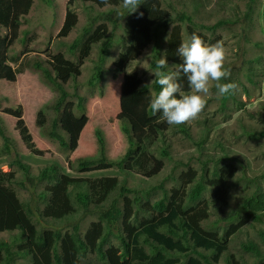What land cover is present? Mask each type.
Returning a JSON list of instances; mask_svg holds the SVG:
<instances>
[{"label": "rangeland", "instance_id": "374dc122", "mask_svg": "<svg viewBox=\"0 0 264 264\" xmlns=\"http://www.w3.org/2000/svg\"><path fill=\"white\" fill-rule=\"evenodd\" d=\"M161 1L163 8L170 12L172 18L185 12L190 15L197 28L207 35L209 43L217 41L223 43L226 57L224 66L234 71L230 72V76L236 79V88L231 92L232 96L222 102L223 96L216 95L215 82H212L202 111L198 117L187 122L190 136L184 134L177 126H169L158 119L142 129L141 134L150 131L155 137V145L151 149L155 156H160V150L163 147L170 152L165 160L164 169L152 178L118 165L105 170L85 171L80 168L83 160H93V166H96L103 156L108 162L120 161L130 146V135L136 142H145L135 137L138 132L132 126L130 118L125 116L130 107L124 106L122 101L123 78L120 74L117 76L113 69L111 70L113 63L128 44L125 19L119 22L114 32L115 42L105 56L104 77L94 86L88 83L99 63L98 57L103 44L101 41L95 45L90 59L83 65V76L65 85L70 96L60 109L56 108L60 95L57 84L44 72V69H47L51 77L55 76L48 62L53 54L62 52L67 58L77 61L80 46L72 49V45L76 39H80L82 43L85 38V27L91 25L90 32H94L99 25L103 24V20L100 19L93 21L95 17L107 9H121V7L101 8L80 0H75L70 6L69 0H35L30 13L24 18L20 38L9 51L11 64L18 67V64L23 63V72L13 83L0 82V124L4 131V135H0V238L11 243L23 232L21 228H16L19 223H24L31 238L26 245H22V248L29 249V254L22 251V255L20 254L15 264H52V252L56 243L60 253L65 256L66 264H82L77 257L69 227L64 229L61 240L56 242L54 230L50 227L53 225L41 221L37 225L32 219L37 229H42L40 232L44 230L43 233L47 237L46 246H41L37 242V230L25 211H28L27 205L30 203L34 216L38 217L47 199L43 201L37 195L44 190L45 184H38L35 198H32L28 191L18 187V180L22 179L21 176L24 174L18 168V164L14 163L16 159L28 164L33 175L39 174L46 166L56 165L60 173L65 172L75 177L95 179L103 176H117L122 184L132 189H148L163 182L165 188L169 190V197L173 200L179 192L188 191L193 186L194 182L188 184V181L194 180V173L203 171L202 161L207 154H213L216 157L225 155L236 160L233 164L237 167V172L232 179L234 186L228 192V205L224 206V210L237 207L246 196L257 191V188H264V138H246L241 132V129L246 126L256 128L264 123V0H255L250 12H248L250 0ZM67 6L78 14L79 22L67 37H58ZM223 16L231 19L238 18L240 21L218 25L219 19ZM178 22L168 26L162 39L169 37L172 27ZM179 24L183 29L182 37L185 39L190 35L187 29L189 23L185 21ZM107 25L111 33L112 25L111 23ZM207 26L213 29H205ZM5 33L6 29L0 26V35ZM155 43V40L151 42L140 57L127 66L128 73L136 72L142 79L140 85L142 103L147 101L148 93L156 92L155 73L157 71L151 67ZM257 57L260 58L259 61L254 62L253 60ZM36 61L41 63L40 67L34 65ZM248 61L255 63L253 67L256 69L253 71H259V75H254L252 80L247 78L250 72L249 67L252 66H248ZM168 64L171 68L175 67L171 63ZM76 90L82 98L81 105L75 96ZM8 105L22 107L25 121L35 143L45 151L44 155L29 152L24 148L15 130V119L3 113V108ZM39 109L45 111L46 120L43 126L36 123ZM55 118L59 119L58 132L64 136L66 146L61 145L50 134ZM211 120L218 121L219 124L209 132L208 141L199 148L194 141L204 138L208 131L205 127H210ZM124 126H128L130 131L126 132ZM97 132H100L102 142L99 141ZM223 161L226 162L228 159L225 158ZM212 165V161H208L207 167ZM240 165L245 166L244 177ZM82 190L89 191L86 184L73 186L71 193L74 197ZM212 194L209 189L204 196L212 198ZM160 196L161 193L155 195L153 199H158ZM112 199H117L119 206L123 208L120 228L121 233L129 241L137 230V224L141 226L159 216L150 204L142 200L144 204L141 208L144 211L136 221L133 194L121 196L119 191L113 192L105 206H108ZM90 216L93 215L87 216L86 219ZM216 218L217 211L212 209L205 226L210 227L211 221ZM255 225L254 227L245 226L239 233L233 235L230 250L217 264H226V258L229 256L232 258V254L239 264L255 263L254 256L243 249V243L245 244L249 239L257 243L261 242L258 232L263 225ZM117 232L118 229L115 233ZM19 244H13L12 248L20 249ZM105 247L109 258L107 264H124L120 258L121 242L116 234L111 237ZM90 255V259L94 261L95 255Z\"/></svg>", "mask_w": 264, "mask_h": 264}, {"label": "trees", "instance_id": "16d2710c", "mask_svg": "<svg viewBox=\"0 0 264 264\" xmlns=\"http://www.w3.org/2000/svg\"><path fill=\"white\" fill-rule=\"evenodd\" d=\"M35 0H0V26L6 29V33L0 35V81L14 82L17 75L23 71V63L13 66L10 63L9 51L15 42L20 38V29L23 24L24 18L30 13ZM75 0H69V6L74 3ZM82 2H90L101 8L118 7L121 9H107L105 12L95 17L93 21L103 20V24L99 25L94 32H90L91 25L85 27L84 40L82 43L80 39H76L72 45V49L80 48L79 61L74 62L66 58L62 53H56L51 55L48 59L50 66L54 70L57 79L62 83L68 82L71 78H74L81 74L82 64L90 59L91 54L94 51L95 45L99 42H103L102 48L98 57V72L92 77V80H98L101 77V70L99 69L106 54L109 52V48L115 42L114 35L115 30L119 26V22L125 19V33L128 38V44L125 45L124 50L119 54L118 60L115 62L117 70L123 73L127 80L126 98L122 99L123 105L130 107L126 113V117L131 120L132 126L135 127L137 133L136 138L143 141H134L133 137L129 136L130 147L127 151L125 158L118 163L122 168H128L140 172L147 177H153L158 175L165 166V160L170 155L167 148L163 147L160 150V156H155V153L151 150L155 145V137L150 131L142 133L149 123H154L157 119L161 120L160 114L152 116L148 113L147 105L148 101L142 103V99H136L139 96V86L142 82L140 76L134 72L131 74L126 73V67L129 62L137 60L143 51L154 40L155 48L154 55L151 62V67L158 71L156 62L163 55L166 56L168 63L175 65L179 63V58L176 56L175 51L181 40H183L182 27L179 23L185 21L189 23L187 27L188 33L196 32L206 42L209 43L207 35L199 30L190 15L185 12H181L176 18L170 16V12L163 8L161 0H140L137 12L127 14V11L123 9L122 0H80ZM255 0H250L248 3V12L253 8L252 3ZM67 6L64 20L60 26V30L57 34L58 37H67L79 22L78 14ZM142 13V15H141ZM233 20V21H232ZM179 21L171 29L169 37L162 39L167 32L168 26ZM240 19H231L230 17L223 16L218 21L219 24L237 23ZM107 23H111L112 32L109 33ZM205 29H213V27H205ZM259 57L253 61H259ZM248 61L250 68L247 78L253 79L254 75H259V71H253L256 69L253 67L255 63ZM36 67H40L41 63L34 62ZM97 69V68H96ZM229 70V69H228ZM44 72L48 77L52 78L49 71L44 69ZM234 72L233 70H229ZM155 79L156 92L159 90V85ZM236 79L229 75L228 79L224 82L235 83ZM60 88V96L56 105L59 107L65 102L68 92L62 87ZM184 88L187 90V82L184 81ZM232 92V91H231ZM228 93L222 97V102L227 101L232 94ZM152 93L147 94V99ZM79 103L81 105L82 98L79 97ZM225 106V104H223ZM4 112L14 116L16 120V129L20 136L21 142L24 144L28 151L35 154L44 155L45 152L39 149L33 141L32 134L27 127L23 118V111L21 107H5ZM152 113V112H151ZM46 120L45 111L39 109L37 112V123L39 126H43ZM219 124L214 120H211L210 127H205L208 131L205 133L204 138L196 139L194 144L202 148L203 145L209 139V132ZM246 125V124H244ZM59 126V119L55 118L52 123L51 135L59 140L61 145L66 146L64 137L57 131ZM184 134L190 136L189 126L187 122L180 126H177ZM124 130L129 132L128 126H124ZM242 136L246 138L258 139L264 138V123L261 126L252 128L246 126L241 129ZM100 132H97L99 141L102 142V138L99 136ZM0 135H3L2 127H0ZM192 136V135H191ZM102 150V154H103ZM227 158L228 161L223 160ZM208 161H212L213 165L207 167ZM236 160L230 159L223 155L222 157H216V155L207 154L206 158L202 161L203 171L201 173H194V180H189L188 184L193 186L188 191H183L175 200L170 210L159 216L153 222H149L142 227L137 224V230L133 235V239L129 242L125 236L121 233L120 217L122 216V210L119 209L116 202H111L110 205L104 207L103 199L106 200L107 196L119 186L117 177H104L98 180H82L81 178L72 177L65 173H60L59 169L55 165H51L43 168L37 176H33L30 171V166L22 163L20 160H16L19 169H21L25 175L24 183L29 182L34 188L35 180L38 182L47 183V191L50 193V198L45 202V207L42 212V216L50 217L55 220H67L72 227V239L76 245L78 256L81 260L85 261L84 264H94L90 262L89 255L91 253H97V264H104L108 261V253L105 249V244L112 234H116L121 240V255L120 258L124 264H217L230 250L232 236L239 233L245 226L263 225L258 234L260 237V243L249 239L243 243V249L251 253L255 258L253 264H264V188L259 187L257 191L246 196L242 203L237 207L230 210H224L225 205H228L227 195L234 186L233 178L236 176V168L233 163ZM93 160H83L80 163L81 170L90 171L93 169L110 168L115 164L105 160L104 156L102 160L98 162L97 166H93ZM242 169L245 167L240 165ZM245 169L242 171L244 177ZM192 177V175H191ZM237 178V177H236ZM84 182H88L89 187L94 193L101 194V199L92 197L85 191L76 193L82 206L75 208L72 201V194L70 191L71 186H81ZM23 182L18 183L20 188L28 190ZM122 194H133V201L136 205L134 212V219L138 221L139 215L144 210L141 208L142 204H150L151 196L154 193H161V196L153 202V208L159 212H164L168 209L166 201L169 197V190L165 188V184L162 182L159 185L152 186L148 189L136 190L129 189L125 186L120 187ZM211 189L213 193L212 198H205L203 195ZM39 194L38 196H40ZM33 198L34 195L31 194ZM44 198L43 195H41ZM90 199H93L94 206L91 207ZM206 199V200H205ZM43 200V199H41ZM146 201V202H142ZM97 208V209H94ZM211 209L217 211V218L211 221L210 227H204L207 220L211 216ZM83 210V211H82ZM97 210L100 212L101 221L92 222L85 235L82 236L80 232V222L85 218L88 213ZM82 212V213H80ZM28 219L33 223L37 230L38 237L37 242L41 246H46L47 237L45 234L37 229L41 219L46 220L41 215L35 217L32 209L25 211ZM80 213V222H73L71 220L76 218V214ZM35 223L33 222V220ZM77 221V220H75ZM105 221L108 229L105 230L103 225ZM204 222V225H203ZM112 225L111 231L109 226ZM19 227V224L16 225ZM56 242L62 238V227L55 231ZM30 236L27 230H24L21 235L16 236L10 243L0 238V264H15L22 251L25 254H29V249L22 248V245H26ZM20 243V244H19ZM13 244L21 245V248L14 250ZM203 250V251H202ZM52 264H66L64 254L60 253L58 243H56L52 252ZM226 264H239L234 255L226 258Z\"/></svg>", "mask_w": 264, "mask_h": 264}, {"label": "clouds", "instance_id": "9594fccd", "mask_svg": "<svg viewBox=\"0 0 264 264\" xmlns=\"http://www.w3.org/2000/svg\"><path fill=\"white\" fill-rule=\"evenodd\" d=\"M140 4H141L140 0H122L123 9L127 11V14L136 13ZM141 15H142V13H141ZM175 54L179 58V63H175V67L174 68H171L169 66L166 56L165 57H161L156 62V66H157L158 71L155 73V76L158 77L156 82L159 85V90L157 92L152 93L150 95V97H149V100L147 99V101H148V105H147L148 113H150L151 116H152V114L156 115L157 113H159L161 120L166 122L169 126H180V125L185 124L186 122H188L190 120H193L196 117H198V115L200 114V112L202 111V109H203V107L205 105V99L208 96V94L210 93V90H211V87H212V82H215L214 87L216 89V95L217 96H224V95L230 93L231 91H233L236 88V84L235 83L222 82V81H226L228 79L230 73H229V70L224 66L226 57H225V49H224L223 43L221 41H217L215 43H208L199 34H197L196 32H192L185 39L180 41L178 47L176 48ZM118 58H119V56L117 57L115 62L118 60ZM67 59H69V58H67ZM69 60H71V59H69ZM71 61H74V60H71ZM78 61H79V56H78V60L74 61V62H78ZM104 61H103V63H104ZM85 62L81 66V74L76 76V77H74V78H71L68 82L62 83L60 80L57 79L56 74H55L54 77L50 78L51 81H53L55 84H57V88H58L59 91H60V88H59L60 85H62V87L66 90L65 85H67L71 80H74V79H77V78H81L83 76L84 72L82 70V67L85 64ZM115 62L113 63V65H112L113 68H111V70L113 69L114 70L113 72L116 73L117 76L120 74V76L123 78V86H122L123 94L122 95H123V99H124V98H126V95H127L126 94V91H127V80L125 79L123 73L120 72L119 70H117V68L115 66ZM103 63L101 64V66L99 68L101 70V77H99L98 80H96V81L92 80V84H91L90 81H91L92 77L98 72V67H97L98 64H97L95 69H94V72H93L92 76L88 80V83H89L90 86H94L96 83L100 82V80L104 77L105 70L103 69ZM126 73H128L127 67H126ZM132 73H134V72H132ZM21 74L22 73H20L18 75H21ZM128 74H131V73H128ZM185 80L187 82V90H185V88H184V81ZM0 82L13 83V82H5V81H0ZM0 94H1V92H0ZM69 96H70V94L67 95V98L65 99V101L67 99H69ZM75 96L78 99H79V97H81L77 93V90L75 92ZM136 99H141L140 86H139V96ZM57 102H58V100H57ZM63 104L59 107V109L63 106ZM5 107L16 108V106H14V105H8V106H5ZM4 108H3V113L5 115H8V116H10V117L15 119V130L17 131L18 139L21 142L20 136L18 134V129H16V120L17 119L14 116L4 112ZM21 109H22V107H21ZM23 118H24V114H23ZM24 120H25V118H24ZM216 122H218V121H216ZM25 123H26V121H25ZM36 123H37V121H36ZM26 125H27V123H26ZM0 127H2L1 124H0ZM27 127H28V125H27ZM2 130H3V128H2ZM29 131H30V128H29ZM3 135H4V131H3ZM32 137H33V135H32ZM33 141L35 143L34 138H33ZM22 145L24 146L23 143H22ZM24 148H25V146H24ZM39 149H41V148H39ZM128 149H127V151H128ZM127 151L125 153V156L127 154ZM29 152H31V151H29ZM125 156L120 161L112 162V163H114L115 165H118V163H120L125 158ZM15 161H14V163H15ZM22 163H24V162H22ZM24 164H26V163H24ZM49 166H51V165H49ZM114 166H112V167H114ZM46 167H48V166H46ZM235 168H236V172H237V167L235 166ZM105 169H108V168L93 169V170H105ZM126 169H128V168H126ZM244 169H245V167L242 169V171ZM128 170L135 171V170H132V169H128ZM135 172H137V171H135ZM61 173H65V172H61ZM137 173L141 174L140 172H137ZM65 174H68V173H65ZM37 175H33V176H37ZM68 175H70V174H68ZM70 176L75 177L73 175H70ZM143 176H145V175H143ZM156 176H153V177H156ZM21 177H22V179H19L18 183H21V182L24 183L23 180H24L25 175H23ZM104 177H117V176H103V177H98V178H95V179L82 178V177H76V178H81L82 180H98V179H101V178H104ZM149 178H152V177H149ZM117 179H118V177H117ZM118 181H119V186L116 189H114L111 193L119 191L121 196H124V195H127V194H131V193L122 194L121 191H120L121 190L120 187L121 186H125V185L122 184L119 179H118ZM35 182L36 183H35L34 188H32V186H31V184L29 182H27L26 184L24 183L26 186H28V190H26V191H28L30 194L34 195V192H35L36 187L38 186V184L44 183L45 184L44 190L41 191L40 193H38V195L39 194L43 195L44 198H42L41 195L40 196L37 195V197L39 199H43V201L45 199H47V201H48L49 198H50V193L46 190L47 189L46 188L47 187L46 181H44V182L39 181L38 182V180L36 179ZM83 184H86V186H87V188L89 190V191H85L87 194H90L93 198L96 197V198L102 200L101 199V194L99 195L98 193H94L91 190V188L89 187L88 182H84ZM17 186H18V184H17ZM72 187L73 186L70 187V191H71ZM129 189H132V188H129ZM136 190H139V189H136ZM181 193L179 192L173 200H171V198L168 197V200L166 201L168 209L166 211H164V212H159V211H157V210H155L153 208V202L156 200V199H153V197L158 194L157 192L154 193L153 196H151V198L149 200V201H151L150 205L152 206L153 210L156 211V213L159 214V216H162L163 214L167 213L170 210V208L172 207L173 203L175 202V200L177 199V197ZM110 195L111 194H109L107 196V198H105L106 199L105 201L103 199L104 207H107V206H105V203L109 199ZM71 198H72V201H73L74 206H75L76 209L79 208L80 206H82V204L79 201L77 195H75L74 197L72 195ZM114 201L116 202V204L119 207V209L122 210V212H123V208L119 206L118 200L117 199H112V202H114ZM93 202H94L93 199H90L91 207L94 206ZM29 204L27 205V208L31 209ZM44 207H45V205H44ZM44 207H43V210H44ZM94 209H97V208H94ZM43 210L38 214V217L40 215L42 216ZM211 211H212V209H211ZM80 213H82V212H80ZM80 213L76 214V217ZM89 215H93L95 217L89 219L90 217H93V216H90L88 219H86L87 216H89ZM159 216H157L154 219H151L149 222H153L155 219H158ZM42 217L46 218L44 216H42ZM139 217H140V215H139ZM71 220L73 222H80L82 219L80 220L79 217H78L77 221H75V219H72V218H71ZM99 221H101L100 212L95 210L94 212L88 213L85 216V218L80 222V232H81L82 236L85 235L86 231L88 230V228L90 227L92 222H99ZM41 222L53 225V226H50V227L54 230V237H56L55 231L58 228H60V227H62V233H63V231H64V229L66 227H69L70 233H72V227L70 228V226H69L70 223H68L67 220H65V219L55 220L53 218L47 217L46 220L41 219ZM103 225L105 226V230L108 229L107 226H106L105 221H103ZM143 225H145V224H143ZM143 225H141L140 227H142ZM203 225H204V222H203ZM204 227L206 228V226H204ZM16 228H21L22 231L26 230L25 227H24V223H19V227H16ZM111 228H112V225L109 226L110 231H111ZM112 230H113V228H112ZM43 232H44V230H43ZM113 232H115V231L113 230ZM112 236H115V234H112L111 237ZM111 237L107 240L106 244L111 239ZM232 238H233V236H232ZM71 239H72V234H71ZM72 241H73V239H72ZM120 242H121V240H120ZM73 244H74V248H75L76 253H77V257L79 258L78 252H77V249H76V245H75L74 241H73ZM105 249L107 251L106 247H105ZM107 253H108V251H107ZM32 254H33V251H32ZM91 254H94L96 258H95L94 261H92L90 259L91 255H89V259L88 260L90 262L94 263V264H97V258H98L97 253H91ZM108 260H109V258H108ZM80 261H82V264H84V262H85V261H83L81 259H80ZM107 263H108V261L105 262L104 264H107Z\"/></svg>", "mask_w": 264, "mask_h": 264}]
</instances>
